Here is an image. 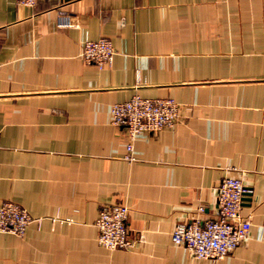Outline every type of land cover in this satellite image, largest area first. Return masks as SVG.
I'll list each match as a JSON object with an SVG mask.
<instances>
[{"label": "crops", "instance_id": "1", "mask_svg": "<svg viewBox=\"0 0 264 264\" xmlns=\"http://www.w3.org/2000/svg\"><path fill=\"white\" fill-rule=\"evenodd\" d=\"M60 15L74 27L59 29ZM115 56L98 69L86 39ZM134 95L179 105L127 161L110 123ZM226 177L247 190L248 238L221 260L171 241L217 217ZM34 219L0 233V264H264V0H0V206ZM128 207L127 250L98 245L102 207ZM199 208H203L200 213Z\"/></svg>", "mask_w": 264, "mask_h": 264}, {"label": "built area", "instance_id": "2", "mask_svg": "<svg viewBox=\"0 0 264 264\" xmlns=\"http://www.w3.org/2000/svg\"><path fill=\"white\" fill-rule=\"evenodd\" d=\"M37 0H16L17 5L33 8ZM59 29L74 27L70 17L60 15ZM115 51L105 38L86 39L81 58L86 65L98 69L110 67ZM179 105L172 99H147L134 95L128 101L116 103L110 110V123L122 129L126 135L125 159L133 161L134 141L140 134H153L171 128L178 117ZM247 190L241 180L224 178L217 190V217L191 224H178L171 234V241L182 246L198 260L218 261L238 248L249 236L251 225L241 215L243 198ZM200 213L203 208H199ZM128 207L115 204L102 207L95 223L98 245L109 250H127L132 242L129 237ZM34 222L28 212L19 205L5 202L0 206V233L23 237L27 226Z\"/></svg>", "mask_w": 264, "mask_h": 264}]
</instances>
